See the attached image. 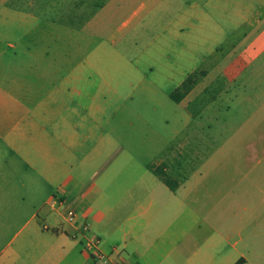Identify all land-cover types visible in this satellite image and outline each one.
I'll list each match as a JSON object with an SVG mask.
<instances>
[{
    "label": "crops",
    "instance_id": "1",
    "mask_svg": "<svg viewBox=\"0 0 264 264\" xmlns=\"http://www.w3.org/2000/svg\"><path fill=\"white\" fill-rule=\"evenodd\" d=\"M176 1L162 0L160 12L170 11ZM217 1L208 0V10L193 3L175 16L166 13L165 31L175 38H194L199 52L202 38L215 45L218 35L228 36L217 21ZM25 2L34 5L36 0H0V264H264V220L250 222L247 206L232 207L235 193L225 185L227 175H212L213 166L227 161L230 152L264 142V103L190 176L178 179L176 191L148 171L145 195L138 197L132 187L119 186L115 192L121 147L102 126L105 83L86 62L58 63L52 57L57 52L71 55L73 39L80 51L88 35L61 25L64 31L55 30L59 18L27 11L21 7ZM250 11L238 10L239 24L229 30L252 39L223 69L229 83L264 54V14L252 17ZM154 18L150 23H159ZM246 22L249 29L239 30ZM177 46L178 58L189 59L185 46ZM235 46L226 54L237 53ZM196 89L177 104L186 107ZM210 111H195L193 117ZM255 182L264 203V175ZM217 192L224 204L221 212L235 211L236 220H216L218 207L210 203ZM17 221L20 230L7 238ZM95 242L104 260L90 250Z\"/></svg>",
    "mask_w": 264,
    "mask_h": 264
},
{
    "label": "rangeland",
    "instance_id": "2",
    "mask_svg": "<svg viewBox=\"0 0 264 264\" xmlns=\"http://www.w3.org/2000/svg\"><path fill=\"white\" fill-rule=\"evenodd\" d=\"M51 1V7L49 0H36L34 5L26 2L21 5V2L20 5L44 18H59L57 31H64L60 28L64 27L68 29L65 31L87 33L88 39L80 51L76 50L77 40L73 39L71 55L57 52L52 57L58 63L69 61L75 65L86 62L92 68L91 72L105 83L102 126L112 133L121 147V178L112 185L115 192L120 187H132L138 197L145 195L148 177L144 176L151 171L150 166L167 167L170 179L181 185L178 179L190 176L204 158L233 136L245 124L248 115L264 103V54L247 62L234 83L226 80L223 70L252 40L240 37V31L229 30L239 24L237 11L240 9L246 15V10H251L252 17L264 14V4L259 5L256 0L217 1V21L226 26L228 36L218 35L215 39L218 51L212 55L210 50L215 46L212 40L204 43L202 38L199 52L194 38L186 35L175 38L173 33L165 31L169 25L166 13L175 16L193 3L201 10H208V0H179L168 12L159 10L162 0ZM153 16L159 23H150ZM90 22L92 24L87 26ZM249 25L246 22L239 30L249 29ZM192 44L195 48L190 47ZM177 45L185 46L189 59L181 61L178 58L174 50ZM232 45H236L237 53L226 54ZM212 65L211 71L209 67ZM189 74L192 75L189 82L192 88L188 94L197 89L184 107L174 102L170 94ZM208 109L212 110L208 116L193 117V112L202 113ZM87 121L90 126L91 118L88 117ZM184 142L185 148L182 149ZM244 149L230 152L227 161L213 166L212 175H227L225 185L235 193L232 207L236 204L247 206L250 222H257L258 219L264 220V213H261L264 203L255 187L256 176L264 175V142L249 151ZM172 167L174 169L168 172ZM221 183L224 185L223 180ZM219 192L210 203L218 207L216 220H236L235 211L221 212L224 204ZM21 224L17 221L7 230V238L18 232Z\"/></svg>",
    "mask_w": 264,
    "mask_h": 264
},
{
    "label": "trees",
    "instance_id": "3",
    "mask_svg": "<svg viewBox=\"0 0 264 264\" xmlns=\"http://www.w3.org/2000/svg\"><path fill=\"white\" fill-rule=\"evenodd\" d=\"M192 75H190L186 81L184 82V84L177 89L175 92H173L170 95V98L176 102V103H180L188 94V92L191 90V86L189 85V82L191 83V78ZM194 83V82H193ZM150 170L157 175L172 191H176L177 188L179 187L178 183H175L174 181H172L170 179V177L168 176V174L166 173L165 169L162 168H154L152 166L149 167Z\"/></svg>",
    "mask_w": 264,
    "mask_h": 264
},
{
    "label": "built area",
    "instance_id": "4",
    "mask_svg": "<svg viewBox=\"0 0 264 264\" xmlns=\"http://www.w3.org/2000/svg\"><path fill=\"white\" fill-rule=\"evenodd\" d=\"M75 215H76L75 211H71V212L69 213V216L71 217V219L75 218ZM83 230H84L85 232H87V231L89 230V227H88L87 224H85ZM96 247H97V242H95L94 244L92 243V244L89 245L90 250L94 251V254H95L99 259L104 260V259H105V256L102 255L101 253L97 252V251L95 250ZM122 264H129V263H128V262H123Z\"/></svg>",
    "mask_w": 264,
    "mask_h": 264
}]
</instances>
